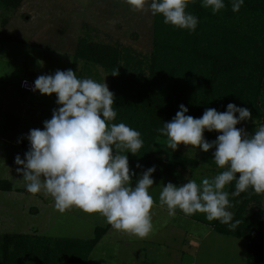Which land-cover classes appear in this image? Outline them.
<instances>
[{"label":"rangeland","instance_id":"obj_1","mask_svg":"<svg viewBox=\"0 0 264 264\" xmlns=\"http://www.w3.org/2000/svg\"><path fill=\"white\" fill-rule=\"evenodd\" d=\"M225 4L215 14L200 0L189 5L187 10L194 15L203 12L196 30L189 32L165 24L163 17L151 15L150 9L134 11L125 0H13L11 4L0 0V258L5 256L6 240L28 236L22 252L7 246L17 264H44L46 255H51L46 257L53 262L56 258V264H248L245 239L217 232L215 220L208 221L204 213L185 215L177 209L176 216L169 217L167 207L159 202L168 182L182 185L194 179L199 183L222 171L213 160L215 147L204 152L180 144L173 151L158 129L165 123L169 91L175 92L174 99L183 97L182 101L193 91L204 92L200 81L209 80L215 60L221 68L245 54L254 41L259 46L264 38L263 15L241 8L233 12L231 0ZM196 38L202 45H195ZM215 40L220 47L212 44ZM225 40L233 46L226 49ZM82 44L96 45L91 51L108 48V65L87 58L89 49L83 50ZM69 68L80 78L101 83L105 79L115 96L116 120L121 110L134 124L144 118L145 132L155 134L153 150L161 164L168 165L176 155L186 161L168 171L160 165L152 173L155 230L148 238L115 230L99 213L78 207L61 212L50 195L29 193L22 174L16 172L17 167H23L15 163L16 155L24 159L30 146L27 134L42 129L53 109L59 107L54 93L25 92L19 88L20 81H35L41 74ZM117 69L118 74L112 75ZM260 80L254 108L258 117L236 126L249 135L264 124V74ZM218 135L216 131L204 132L209 142ZM128 161L135 173L134 186L145 170ZM153 165L156 163L148 167ZM5 187L8 189L3 190ZM227 190L228 210L233 216L240 206L246 217L259 213L264 233V193L249 189L231 195L235 181ZM32 253L37 256L35 261L30 259Z\"/></svg>","mask_w":264,"mask_h":264},{"label":"clouds","instance_id":"obj_2","mask_svg":"<svg viewBox=\"0 0 264 264\" xmlns=\"http://www.w3.org/2000/svg\"><path fill=\"white\" fill-rule=\"evenodd\" d=\"M134 11L150 9L151 15H161L165 24L194 32L199 19L188 11L197 0H125ZM212 13L226 7L225 0H200ZM244 0H231L233 12H238ZM42 64V62H40ZM118 69L112 75H117ZM55 94L58 108L43 128L27 134L29 149L21 159L17 154L16 172L22 174L26 189L35 195L44 192L54 200L57 210L64 212L78 207L88 213H99L115 230L148 238L154 232L153 208L156 203L150 189L154 184L153 165L143 171L133 186L134 170L126 153L134 155L142 148L141 133L124 122L111 123L117 116L115 96L105 79L80 78L72 69L56 70L54 74L39 75L32 91ZM173 119L158 131L167 137V147L175 151L180 144L207 152L215 147L213 160L217 175L188 180L176 185L168 182L159 196L169 217L177 209L185 215L204 213L208 221L218 220L236 230L239 220L233 221L231 195L252 189L264 193V124L249 135L236 127L251 119L247 107L228 103L226 110L207 108L199 118L186 115L188 108L181 104ZM238 113V115H236ZM219 133L209 142L204 132ZM136 167H141L137 164Z\"/></svg>","mask_w":264,"mask_h":264},{"label":"trees","instance_id":"obj_3","mask_svg":"<svg viewBox=\"0 0 264 264\" xmlns=\"http://www.w3.org/2000/svg\"><path fill=\"white\" fill-rule=\"evenodd\" d=\"M13 0H5L6 3H10ZM242 10L248 11L249 13H259L264 17V0H244V4L241 6ZM198 19L203 17L202 10L197 12ZM262 19V18H261ZM258 20V18L256 19ZM261 20H258L259 24ZM223 40V39H222ZM202 40L196 38L194 42L196 46L202 45ZM255 42V41H254ZM253 42V45L245 49V54L240 55L238 58L228 61L221 68H219L217 61L209 71V80L206 79L200 83L204 87V92L193 91L191 92L186 100L182 101L183 97L174 99L175 92L169 91L167 100L168 105L164 108V122H168L169 119H173L176 112L180 110L178 104L183 103L188 108L186 115L199 118L203 115V112L207 108H216L218 111H225L228 103H235L239 107H247L251 111V119L258 117L259 113L255 111L256 101L260 95V77L264 74V38L259 41V46ZM213 45L220 47V42L213 41ZM223 46L227 49L233 46L232 41L225 40L222 42ZM96 45L93 44H82V48L87 50V58L92 61L107 64L110 59L108 48H98L95 50ZM207 49V48H206ZM202 54V50L199 52ZM218 66V67H217ZM114 67V63L112 64ZM119 91V90H117ZM182 101V102H180ZM152 106V104H149ZM119 112L117 120L115 119L111 123L124 122L127 125L132 124V128L138 130L141 133V137L144 141L142 148L137 152L136 155L132 153H126L128 160L133 161L135 164H141L146 170L148 165L156 163V168L162 165L168 171L170 168H177L184 166L186 162L179 155L172 157L165 166L161 164V160L158 161L157 154L154 155L153 143L154 133L145 132V120L144 118L134 124L133 120L130 119V115L125 111ZM238 115V113L236 114ZM170 116V117H169ZM138 128V129H137ZM8 188H3L6 190ZM243 206L239 207V211L233 216V221L239 220L240 224L236 230H231L225 224L215 220L214 227L217 232L224 235H231L237 238H243L247 241V260L248 264H264V233L261 228L262 219L259 213H252L250 216L242 215L241 211ZM26 238L28 236L15 237L11 240L5 241V256L0 258V264H17L14 258H11L10 253L7 251V246L11 244L14 247V251H23V247L26 245ZM95 243V240L91 243ZM2 246V244H1ZM77 250V249H76ZM80 252V250H78ZM50 258L51 255H46ZM44 257V264H56ZM79 257V256H78ZM37 256L32 253L30 254L31 261H35ZM53 259V258H52ZM61 259V258H60ZM14 262V263H13ZM74 262V261H72Z\"/></svg>","mask_w":264,"mask_h":264},{"label":"built area","instance_id":"obj_4","mask_svg":"<svg viewBox=\"0 0 264 264\" xmlns=\"http://www.w3.org/2000/svg\"><path fill=\"white\" fill-rule=\"evenodd\" d=\"M34 81L29 80V79H22L20 81L19 88L25 92H33L32 91V86H33Z\"/></svg>","mask_w":264,"mask_h":264}]
</instances>
